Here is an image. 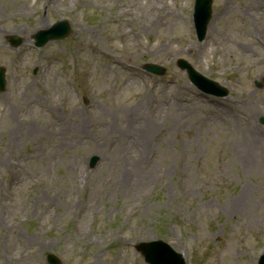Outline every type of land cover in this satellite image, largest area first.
<instances>
[{
  "label": "rangeland",
  "instance_id": "1",
  "mask_svg": "<svg viewBox=\"0 0 264 264\" xmlns=\"http://www.w3.org/2000/svg\"><path fill=\"white\" fill-rule=\"evenodd\" d=\"M193 1L0 0V264H148L137 246L153 240L186 264H256L264 133L249 128L264 131V0H212L201 42ZM60 17L69 40L33 47L35 25ZM179 58L227 93L198 90ZM137 113L147 137L114 127ZM140 154L149 173L121 169Z\"/></svg>",
  "mask_w": 264,
  "mask_h": 264
},
{
  "label": "bare ground",
  "instance_id": "2",
  "mask_svg": "<svg viewBox=\"0 0 264 264\" xmlns=\"http://www.w3.org/2000/svg\"><path fill=\"white\" fill-rule=\"evenodd\" d=\"M18 1L24 2V4H25L24 7L27 6V0H24V1L23 0H18ZM259 4H260V2L258 1V3L256 5H259ZM253 6H254V4L252 3L251 5H249V8H248L251 11V13H253L252 12L253 11L252 10ZM256 8H257V6H256ZM40 24L42 25V27L46 26V24H42V23H40ZM91 33H92V31H87V34L92 35ZM1 41H2V38H0V42ZM145 98L146 97L143 96L139 101H137L135 104L130 106L129 110H127V111L136 112V111L143 110L144 106H145V103H144L145 102ZM126 116H128V115H126ZM128 117L130 118V121H132V123L129 122L128 125L126 126V129L122 128L120 126V124H117L116 126L114 125V127H116V129L118 131H121L123 133L126 132V130H128L130 133H132V138L134 136H136V135L139 136L140 138L141 137L142 138L143 137H147V135H150L152 133V131L155 130L154 127L151 124H149V122H144L143 121L144 119H143L142 115H140V113H137V115H136V117L138 119H140L138 121L133 120L130 116H128ZM75 120L76 119H74L73 121H75ZM125 120L127 121V118H125ZM245 122H247V121H245ZM249 129L251 131L250 133L252 134L253 140L254 141H261V139L263 138L264 131L263 132H261V131L259 132L257 130H252L251 128H249ZM69 130H72L73 133L76 132L77 131L76 123H74L73 125L70 124L69 125ZM119 163H121L120 167H121L122 170H123V168H124V170H126V168H129L130 170H134L135 169V171H137V175H143V174L149 173V171H145V169L142 167L143 166L142 165L143 164V162H142V154L139 155V159L137 161H135L134 159L133 160L130 159V160H127V161L125 160V162L122 161V162H119Z\"/></svg>",
  "mask_w": 264,
  "mask_h": 264
},
{
  "label": "water",
  "instance_id": "3",
  "mask_svg": "<svg viewBox=\"0 0 264 264\" xmlns=\"http://www.w3.org/2000/svg\"><path fill=\"white\" fill-rule=\"evenodd\" d=\"M2 81H3V80H2V75H1V73H0V87H1L2 84H3ZM145 247H146V244H143V246H142V250H143V251H144Z\"/></svg>",
  "mask_w": 264,
  "mask_h": 264
}]
</instances>
